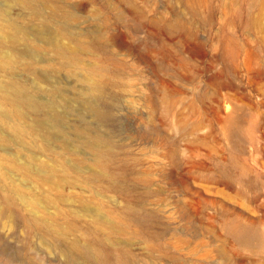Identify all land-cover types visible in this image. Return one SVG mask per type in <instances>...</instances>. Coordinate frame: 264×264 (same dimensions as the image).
Returning <instances> with one entry per match:
<instances>
[{"label":"rangeland","instance_id":"374dc122","mask_svg":"<svg viewBox=\"0 0 264 264\" xmlns=\"http://www.w3.org/2000/svg\"><path fill=\"white\" fill-rule=\"evenodd\" d=\"M18 1L0 0V82L29 133L0 124L18 187L0 184V264H102L88 244L114 264H264V0Z\"/></svg>","mask_w":264,"mask_h":264},{"label":"bare ground","instance_id":"6f19581e","mask_svg":"<svg viewBox=\"0 0 264 264\" xmlns=\"http://www.w3.org/2000/svg\"><path fill=\"white\" fill-rule=\"evenodd\" d=\"M8 3H11L9 5L12 6V4H21L20 1L18 0H7ZM13 4V5H14ZM8 14L9 11L5 10L3 8L0 7V71L1 70H7L8 67H10L11 65H13L16 62V57L14 55L12 56H1V50L5 47L8 46L10 47L12 44L15 43V38L12 36L11 34V30H14L11 22L6 19L8 18ZM149 25L152 27H156V21L151 19L149 21ZM67 47V46H66ZM90 48V45H88L87 43H83L80 44L78 46V50L82 51H87V49ZM86 73L88 74L90 83H91V91L93 93H101L104 91V87L107 86V84H109V80H108V76H107V70L105 68H103L102 66L98 65V63L96 61L90 63V65L86 68ZM5 89V85H3L0 82V124H6L9 123V125H7V127H9L10 129H12V131L16 132V134L18 133L19 135L24 136L25 134L29 133L27 130L22 129V127H20L18 125V121H23L24 120V113L23 111L20 109V107L14 103V102H10L8 99L7 94L4 92ZM95 114L97 117H101L103 116L100 112H98L97 110L95 111ZM10 122H6V120H9ZM35 123L37 124V121H35ZM2 128V126H0ZM19 135H16L18 137H20V139L24 140V137H21ZM2 140V138L0 137V141ZM102 155H98L96 156L95 159H92V165L93 167H91L90 169L92 170V172L94 174L97 175H107L105 167L103 165L104 163V159H101ZM0 159H6L4 157H0ZM18 161V160H17ZM20 161V159H19ZM6 164H8L9 166H11L12 168L15 169H22L25 164L22 163H16V162H11L10 160H6ZM4 167V166H3ZM0 184H3V186L6 188V191H13L15 189H17L18 187L10 182L7 181L6 176L4 175V173L1 172L0 170ZM5 191V190H3ZM2 203L5 207H10L12 205H15V201L12 199V197L7 194L6 196H4V198L1 199ZM27 205L30 208H34L36 204V202L34 200H29L27 202ZM3 207L0 208V213L2 212ZM114 217L115 214H107L104 215L103 218H101L99 221H96L95 223H98V226L100 227V229L102 231H104L105 234H110L112 232H114L118 225H116L115 221H114ZM28 222H31L32 225L36 228H38L40 221L34 216L32 217L30 220H28ZM94 223V224H95ZM51 230L56 232V227L54 226V224H50ZM67 227V226H66ZM33 228V227H32ZM66 229V231L69 230V227L64 228ZM231 230L235 233V234H245V233H249V230L243 228L240 225H236V223H233L231 225ZM64 231V230H63ZM63 234V233H62ZM87 248L89 249V251L92 252L91 257L98 262H101L102 264H114V262L117 260V257H120L119 251L114 250V252L111 249H102V248H96L94 249L93 246L91 244L87 245ZM111 256L113 258V260L111 259Z\"/></svg>","mask_w":264,"mask_h":264}]
</instances>
